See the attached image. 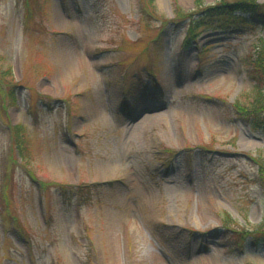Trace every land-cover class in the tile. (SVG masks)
<instances>
[{"label": "rangeland", "instance_id": "rangeland-1", "mask_svg": "<svg viewBox=\"0 0 264 264\" xmlns=\"http://www.w3.org/2000/svg\"><path fill=\"white\" fill-rule=\"evenodd\" d=\"M220 1L155 6L172 20ZM140 5L0 0L16 86L11 100L0 83V264H264V244L225 227L264 225V131L233 110L254 101L264 23L188 40L189 22L164 27ZM146 106L159 118L131 130Z\"/></svg>", "mask_w": 264, "mask_h": 264}, {"label": "trees", "instance_id": "trees-1", "mask_svg": "<svg viewBox=\"0 0 264 264\" xmlns=\"http://www.w3.org/2000/svg\"><path fill=\"white\" fill-rule=\"evenodd\" d=\"M178 10H180V8L176 6V11L178 12ZM140 12L141 14L149 16L150 19L156 18L161 21L163 20L164 27L171 23L175 26H179L184 22H189L187 32L188 40L190 37H197L199 35V33H197L199 29H250L255 25L254 22L258 21L264 23V3H259L257 0H222L215 5L199 9L197 12L176 13L178 16L172 20L160 17L155 6V0H141ZM252 63L254 65L253 78L256 84L254 101L252 104L247 105V103L238 100L233 105V110L238 117L244 118L251 127L264 131V44L258 48L255 57L252 59ZM9 75H11L10 69L0 68V83L4 84L3 89L5 90H2V96L3 98L7 97L13 100L16 86L11 87V85L6 84L5 80ZM2 100L1 97V101ZM3 109H6V105L3 106ZM11 136L12 140H15V151L23 157L22 161L26 162L30 155V149L23 126L17 125L12 127ZM10 152L12 153V147L10 148ZM11 156H13V154ZM15 161L16 160H14V162ZM256 162L259 166L258 177L264 187V160L257 159ZM4 189H7V185ZM230 220L231 223L228 221L225 222V227L232 236V240L238 243L239 246H243L248 239L264 244V225L254 230H248L238 226L232 219ZM17 225H19L21 229L24 228L20 223Z\"/></svg>", "mask_w": 264, "mask_h": 264}, {"label": "bare ground", "instance_id": "bare-ground-1", "mask_svg": "<svg viewBox=\"0 0 264 264\" xmlns=\"http://www.w3.org/2000/svg\"><path fill=\"white\" fill-rule=\"evenodd\" d=\"M95 78L96 77H94V80H95ZM152 107L153 106H146L145 109L141 108L139 110H134L136 113L141 112V114H139V116L137 118H136V115H135L134 116V118H136L135 120L133 119V120H129V123L127 122L131 126L130 127L131 130H136V132H137L141 128L142 131L144 130L146 132L147 129H148L149 124L153 123L154 121H156L159 118L160 114H156V113L155 114H152V113L148 114V112L145 113L144 111H142V110L151 109ZM134 111H133V114H136ZM184 197H188L189 198V196H184ZM190 197H191V195H190ZM153 256L155 258L159 259L158 255L154 254Z\"/></svg>", "mask_w": 264, "mask_h": 264}]
</instances>
